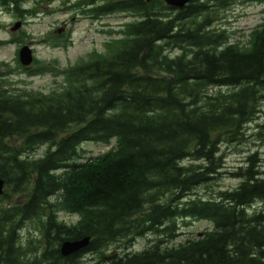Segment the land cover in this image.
<instances>
[{
	"label": "trees",
	"instance_id": "trees-1",
	"mask_svg": "<svg viewBox=\"0 0 264 264\" xmlns=\"http://www.w3.org/2000/svg\"><path fill=\"white\" fill-rule=\"evenodd\" d=\"M235 2L191 0L182 10L161 0L110 2L103 11L137 19L106 53L61 70L22 67L61 78L57 90L21 92L0 80V264H81L83 256L84 264H264L257 152L232 174L234 189L190 198L220 174L221 146L238 143L264 104V20L243 44L213 29ZM258 127L263 142L264 121ZM112 141L84 159V143ZM38 147L45 152L34 158ZM58 211L77 222L65 225ZM33 219L37 237L24 239ZM187 219L212 229L173 244ZM83 237L86 249L60 255L62 241ZM144 237L146 248L134 252Z\"/></svg>",
	"mask_w": 264,
	"mask_h": 264
},
{
	"label": "rangeland",
	"instance_id": "rangeland-1",
	"mask_svg": "<svg viewBox=\"0 0 264 264\" xmlns=\"http://www.w3.org/2000/svg\"><path fill=\"white\" fill-rule=\"evenodd\" d=\"M117 0H104L108 4ZM16 7V8H15ZM65 0H55L49 3L47 0H19L18 6L9 4L0 8V80L8 82V89L21 92H43L48 93L60 87L61 78H55L52 74H39L29 76L18 62V50L23 45H29L32 50L34 61L30 69L38 66H54L61 70L77 63L86 62L94 57L92 52L98 49L99 54L107 52V44L121 37V25L133 22L137 17L130 13H115L111 17L104 18V34H93L89 22L84 21L76 24L69 32L70 42L63 48H55L49 41L54 36V29L62 26L63 21H69L73 15L65 13ZM264 20V3L259 1L236 0V2L225 10H221L213 23V29H225L230 40L243 44L249 33ZM16 22H21V27L12 32L11 28ZM98 24V23H96ZM89 31L90 33H87ZM264 121V104L261 114L255 121L249 123L241 140L230 143L220 148V174L217 175L206 186L200 185L192 190L190 198H213L217 193L224 190L234 189L239 180L232 177L240 167H244L246 157L257 152L260 161V171L264 172V141H259L262 130L258 125ZM114 148L112 141L108 145L84 143L82 149L85 158H95L105 154ZM45 147H38L31 155L34 158L44 154ZM187 163V162H186ZM264 178V175H263ZM57 218L65 225H73L78 217L57 212ZM38 220L33 219L25 224L21 232L24 239H36L35 227ZM178 235L173 239V244L183 243L187 240L200 237L204 232L212 229V225L204 220L187 219L177 222ZM148 238H139L133 245V251H141L146 248ZM89 256L80 258L81 264L88 261Z\"/></svg>",
	"mask_w": 264,
	"mask_h": 264
},
{
	"label": "flooded vegetation",
	"instance_id": "flooded-vegetation-1",
	"mask_svg": "<svg viewBox=\"0 0 264 264\" xmlns=\"http://www.w3.org/2000/svg\"><path fill=\"white\" fill-rule=\"evenodd\" d=\"M49 3H54L55 0H47ZM60 1V0H59ZM104 0H65L66 8L65 13H71L73 16L69 18V21H63L62 26L57 27L54 29V36H60V43L59 44H51L55 48H63L67 44H69V32L74 26L80 22L88 21L89 27L86 30H90L93 34H104L103 28V22L104 18L111 17V15L118 13V10H105L103 11V6L106 5L103 3ZM117 2V1H114ZM109 4V3H108ZM0 8H4L2 5H0ZM119 13H128L125 11H121ZM98 23V24H96ZM130 23V22H128ZM122 24L121 30H123L124 26L126 25ZM87 33H90L89 31H86ZM92 52L99 54L98 49H94Z\"/></svg>",
	"mask_w": 264,
	"mask_h": 264
},
{
	"label": "water",
	"instance_id": "water-1",
	"mask_svg": "<svg viewBox=\"0 0 264 264\" xmlns=\"http://www.w3.org/2000/svg\"><path fill=\"white\" fill-rule=\"evenodd\" d=\"M150 2L151 0H144ZM167 7L182 10L191 0H161ZM21 27V22H16L11 31H17ZM34 60L33 53L29 45H23L18 51V61L22 67L28 68ZM5 180L0 178V197L4 192ZM90 237H83L77 240H64L59 247L60 255L69 257L88 247Z\"/></svg>",
	"mask_w": 264,
	"mask_h": 264
},
{
	"label": "bare ground",
	"instance_id": "bare-ground-1",
	"mask_svg": "<svg viewBox=\"0 0 264 264\" xmlns=\"http://www.w3.org/2000/svg\"><path fill=\"white\" fill-rule=\"evenodd\" d=\"M243 264V263H242Z\"/></svg>",
	"mask_w": 264,
	"mask_h": 264
}]
</instances>
